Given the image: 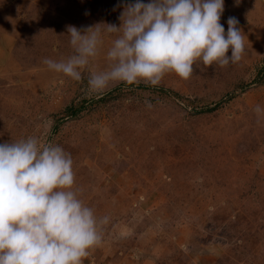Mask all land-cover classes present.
<instances>
[{"label": "rangeland", "instance_id": "obj_1", "mask_svg": "<svg viewBox=\"0 0 264 264\" xmlns=\"http://www.w3.org/2000/svg\"><path fill=\"white\" fill-rule=\"evenodd\" d=\"M120 5L0 0V143L36 136L71 154L80 198L108 218L83 264H264V0H225L220 23L237 18L246 50L224 67L197 61L188 79L92 91L103 52L80 81L48 70L72 53L67 26H119Z\"/></svg>", "mask_w": 264, "mask_h": 264}, {"label": "clouds", "instance_id": "obj_2", "mask_svg": "<svg viewBox=\"0 0 264 264\" xmlns=\"http://www.w3.org/2000/svg\"><path fill=\"white\" fill-rule=\"evenodd\" d=\"M120 6L119 26H67L72 53L45 58L48 70L80 81L103 52L107 67L88 79L99 92L115 82L155 86L167 72L188 79L197 61L224 67L246 50L237 18H228L226 33L220 23L225 0H121ZM255 112L264 117L260 105ZM107 219L80 198L73 159L62 146L36 136L0 143V264H83L102 243Z\"/></svg>", "mask_w": 264, "mask_h": 264}, {"label": "trees", "instance_id": "obj_3", "mask_svg": "<svg viewBox=\"0 0 264 264\" xmlns=\"http://www.w3.org/2000/svg\"><path fill=\"white\" fill-rule=\"evenodd\" d=\"M163 91V90H161ZM167 91V90H166ZM123 91L120 89V88H116L115 90L111 91L110 93L106 94L105 96H103L102 98H100L98 101H105L107 99H112V98H116L118 97L120 94H122ZM164 93V92H163ZM233 96H229V98L227 99H231ZM221 103L218 102V103H215L214 106H210L206 109H201L199 110V112L197 113H203L205 111L207 112H212V111H215L218 109L219 106ZM84 107V101L80 102V103H77L75 105H71L70 107L66 108L65 112L63 115H65V117H68V116H71V115H75L76 113L79 112V110H81L82 108Z\"/></svg>", "mask_w": 264, "mask_h": 264}]
</instances>
